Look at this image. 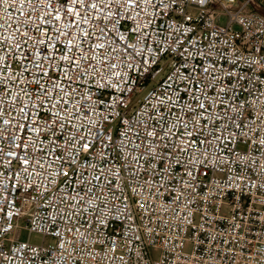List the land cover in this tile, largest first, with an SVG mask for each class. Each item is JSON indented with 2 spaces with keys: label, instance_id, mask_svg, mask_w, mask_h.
I'll return each instance as SVG.
<instances>
[{
  "label": "built area",
  "instance_id": "obj_1",
  "mask_svg": "<svg viewBox=\"0 0 264 264\" xmlns=\"http://www.w3.org/2000/svg\"><path fill=\"white\" fill-rule=\"evenodd\" d=\"M248 4L0 0V264H264Z\"/></svg>",
  "mask_w": 264,
  "mask_h": 264
},
{
  "label": "rangeland",
  "instance_id": "obj_2",
  "mask_svg": "<svg viewBox=\"0 0 264 264\" xmlns=\"http://www.w3.org/2000/svg\"><path fill=\"white\" fill-rule=\"evenodd\" d=\"M240 1H245V0H240ZM257 2H258V3L264 8V0H257ZM248 10L254 12V11H253V7H252L251 4H248ZM219 23H220V24H223V25L227 24V18H226L225 16H223V17L221 18V20L219 21ZM146 92H147V91H145L144 93H142V94L140 95V97H143V96L145 95ZM24 225H25V223L23 222V223H22V226H24ZM21 238H22V239L29 238V240H30L31 242H33V243H37V244L43 242V237H42V235L37 234V233H31V234L28 235V233H27L26 230H22V231H21Z\"/></svg>",
  "mask_w": 264,
  "mask_h": 264
},
{
  "label": "water",
  "instance_id": "obj_3",
  "mask_svg": "<svg viewBox=\"0 0 264 264\" xmlns=\"http://www.w3.org/2000/svg\"><path fill=\"white\" fill-rule=\"evenodd\" d=\"M252 5L253 11L264 17V8L257 2V0H246Z\"/></svg>",
  "mask_w": 264,
  "mask_h": 264
}]
</instances>
